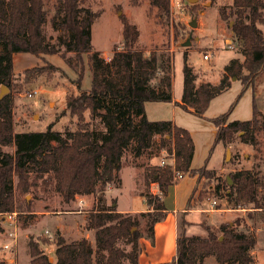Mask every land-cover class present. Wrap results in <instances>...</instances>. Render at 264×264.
<instances>
[{
  "label": "trees",
  "instance_id": "1",
  "mask_svg": "<svg viewBox=\"0 0 264 264\" xmlns=\"http://www.w3.org/2000/svg\"><path fill=\"white\" fill-rule=\"evenodd\" d=\"M81 0H55L51 18L53 26L69 33L63 39L66 52H74L69 62L78 72L80 83L85 74L84 55L91 67V88L67 95V109L77 116L78 129L46 131H15L14 100L7 94L0 100V213L14 212L20 207L15 196L14 176L18 189L28 191L38 179L51 186L66 202L78 195H89L108 186L121 169L123 156L132 147L141 156L154 147L175 153V168L182 173L211 175L207 166H191L195 144L191 132L170 119L150 120L145 104L148 101H173V62L167 50H152L148 54L133 43L139 37L138 28L123 20V47H116L110 59L93 49L91 26L97 13L87 10L81 14ZM159 18L169 15L170 0H151ZM234 11L221 8L223 19L234 16L232 32L242 46L244 59L232 58L224 68L218 83L199 80V74L184 53V86L176 104L185 111L205 117L210 102L231 87L233 79L241 80L243 90L229 110L210 118L216 127V142L226 146L237 138L243 143L257 145L264 133V113L254 101L251 119L229 120L230 113L244 91L254 84L264 68V32L257 25L264 20V0H234ZM49 21L47 0H0V85L11 86L14 79V56L28 52L40 56L57 53L49 46L44 25ZM65 52V53H66ZM65 55V54H64ZM50 67H54L49 65ZM43 68L26 71L27 79L40 74ZM90 111L91 120L85 118ZM103 128L91 125L97 120ZM160 136V142L156 141ZM15 144L9 152L3 146ZM34 174V178L31 175ZM149 182H158L160 193L144 194L152 210L137 214L118 211L116 204L102 206L89 214L88 228L95 231L93 247L87 238L67 241L58 233L56 262L30 241V264H141V239L144 232L154 238V228L166 214L163 197L174 181V168L154 166L147 174ZM233 183L220 180L217 190L226 187V197L235 207L253 204L264 218L260 190L264 179L253 169H238L230 173ZM202 197V193L200 194ZM192 195L188 206L192 207ZM145 219L142 230L141 219ZM238 223L223 222L216 229L206 226V236L189 235L183 230L177 237L176 255L171 261L146 264H204L205 258L215 256L220 264H252L256 236L238 229ZM145 233V234H146ZM221 236L223 237L221 239ZM123 240L130 250L118 245ZM0 264H6L0 260Z\"/></svg>",
  "mask_w": 264,
  "mask_h": 264
},
{
  "label": "rangeland",
  "instance_id": "2",
  "mask_svg": "<svg viewBox=\"0 0 264 264\" xmlns=\"http://www.w3.org/2000/svg\"><path fill=\"white\" fill-rule=\"evenodd\" d=\"M177 2L181 3V8ZM233 3L234 0H197L196 2L170 0L169 15L163 18L158 17L157 8L151 0H81L80 6L83 16L87 10L97 13L91 26L92 45L93 49L106 59H110L114 48L123 47L124 19L139 30L140 35L133 43V48L141 49L147 54L155 49L167 50L172 55L173 62V96L181 99L184 86V53H188V60L198 72L199 80L213 83L220 81L225 65L232 58L244 59L242 46L231 28L235 17L228 16L227 19H223L221 14L222 7H225L228 13L234 11ZM54 5L55 0H47L49 21L44 25V34L47 44L57 48L58 52L44 53L40 56L21 52L14 56V79L7 94H11L14 100L15 131H46L50 125L54 130L65 131L66 128L77 130L78 119L67 109V95L78 94L91 88L92 73L89 56L84 55L85 74L79 83L78 72L67 59L74 58L75 54L72 51L66 52V46L62 41L68 38L69 33L55 28L51 22ZM193 20L196 21L195 26L191 24ZM257 25L264 32V20ZM188 40L190 43L185 44ZM205 55L208 57L206 58ZM34 67L43 68L44 71L27 79L26 71ZM240 81L233 79L232 89L230 87L221 93L213 111L229 110L243 90L242 87L237 92V88H234L233 84ZM253 86L255 94L253 95L252 90H249L246 95L245 90L231 111L229 119H251L254 113L253 99L259 110L264 113V68ZM172 108L171 102L148 101L147 116L150 120L171 117ZM249 109L251 114L247 116ZM182 114L179 121L187 125L190 132L192 129L195 136L194 165L197 167L207 165L209 170H213L211 175L203 177L196 174L201 183L197 191L198 195L195 197V205L221 210L195 211L188 214L180 211L177 226L175 213L169 211L156 223L153 239L144 232L139 262L146 264L171 261L176 253V236L183 230L189 235L206 236V226L216 229L224 219H228L233 224L239 222L238 229L256 236L257 243L252 251L254 255L252 264H264V218H261L263 213L260 211L262 209L254 207L253 204L235 207L226 197V187H222L220 191L216 188L220 180L228 181V177H231L230 173L238 169H253L264 179V133L258 136L257 145L243 143L237 138L235 142L226 146L223 142L215 141V133L205 127V121H202L201 117L198 118L199 116L190 114L184 109ZM85 118L87 121L91 120L89 110L86 111ZM91 125L99 129L103 128L98 119L92 121ZM155 138L160 142V136ZM3 149L13 153L16 146L11 144L3 146ZM165 150L168 151L161 146L154 147L141 156H136L132 147H129L123 156L121 169L108 186L104 189L99 188L89 195H78L70 202H66L50 185L44 186L41 179H38L36 185H32L28 191H21L17 187L18 176H14L15 196L20 207L16 209L14 220L0 214V260L14 261L15 264H30L32 256L29 242L32 240L39 243V248L56 262L58 233L67 241L87 238L95 247V231L87 226L90 212L114 203H118L119 209L144 208L146 203L141 192L143 194L152 192V185L156 183L149 182L147 174L154 166L161 165L164 156L172 165L173 159L164 153ZM33 176L34 174L31 175V180ZM192 182L193 175L185 173L176 184L183 186ZM232 183L233 181L229 184ZM174 185L175 183L170 185L172 186L170 194H173ZM201 193L202 197H200ZM260 195L264 204V189L260 190ZM182 196L180 193V199ZM214 199L217 201L216 204H212ZM169 200L168 198L167 205ZM185 200L186 198L183 201ZM185 219L192 222L185 223ZM141 222L144 230L145 219L142 218ZM46 230L52 235H47ZM10 231L16 234V242L12 245V249L2 250L4 243L11 242L8 236ZM118 245L127 250L131 248V245L123 240H120ZM204 264L220 263L211 255L205 258Z\"/></svg>",
  "mask_w": 264,
  "mask_h": 264
},
{
  "label": "crops",
  "instance_id": "3",
  "mask_svg": "<svg viewBox=\"0 0 264 264\" xmlns=\"http://www.w3.org/2000/svg\"><path fill=\"white\" fill-rule=\"evenodd\" d=\"M238 81H240V80H238ZM235 87L234 88H237V92L240 90V89H242V87H243V84H242V82L240 81V82H236L235 84H233ZM233 87V86H232ZM232 87H231V89H232ZM230 89V88H229ZM228 90V89H227ZM249 90H252V93H253V95L255 94V88H254V86L252 85V86H250V87H248L247 89H246V92H245V94L246 93H248V91ZM247 95V94H246ZM220 97H221V94L220 95H218V96H216L215 98H213V100L210 102V105H209V107L207 108V110H206V112H205V117H201V119H203L202 121H205V127L206 128H210L211 130H212V132H214L215 133V136H216V128H215V125H214V123L210 120V118H213V117H215V116H217V115H219V114H221V113H223V111L221 112H219V110H217V111H213V110H215V107H216V101L218 100V99H220ZM246 97H248V96H246ZM177 101H180V99H176V98H174V96H173V101H171V103H173V108H172V113H171V117H166V118H163V119H170V120H172L175 124H177V125H179V126H181V127H184V128H187L188 129V126L186 127L185 125H183L180 121H179V118H180V116H182L183 114H182V108L179 106V105H177L176 104V102ZM253 102H254V99H253ZM146 106H147V102H146V104H145V108H146ZM238 108V107H237ZM237 108H235V110L237 109ZM253 110V109H252ZM146 113H147V111H146ZM191 114V113H190ZM247 116H248V114H251V112H250V109H249V111L247 110ZM251 116V115H250ZM252 117H253V114H252ZM251 117V118H252ZM198 118H200V117H198ZM230 118V117H229ZM236 118V117H235ZM163 119H158V120H163ZM248 119V118H247ZM152 120H155V119H152ZM229 120H232V119H229ZM191 134L193 135L192 137H193V140L195 141V136H194V133H193V131H192V129H191ZM196 142V141H195ZM229 148V147H228ZM195 152H194V156H193V159H192V164H191V166L193 167V168H200V167H197V166H195L194 165V157H195ZM204 166H207V165H204ZM207 168H208V166H207ZM195 179V180H194ZM176 182L177 181H175L174 183H175V185H174V189H173V194L171 193L170 194V187H172V186H170L169 188H168V191H167V193H166V195L163 197V201H164V204H165V207H166V209H164L165 210V212L166 213H169V211H172V212H174L175 213V224H176V226H177V224H178V219H179V215H178V213L181 211V212H184V213H190V212H195V211H201V212H207V211H219V210H221V209H215V208H202V207H199V206H197L196 207V205H195V202L194 201H196V200H192V204H194L192 207H190L189 208V206H188V198L189 197H191L192 195H194L195 197H197V191L199 190V188H200V183H201V181H199V179H198V177H197V175H193V182L192 183H189V184H185V185H179V184H176ZM155 183H153V185H154ZM153 185H152V187H153ZM180 193H182V197H181V199H180ZM141 194L143 195V200H144V202L146 203V206L144 207V208H138V209H119L118 207H117V209H118V211H120V212H123V213H131V214H137V213H140V212H146V211H148V210H152L151 208H150V206L148 205V203H147V200H146V197H145V195L141 192ZM191 194V195H190ZM166 196H168V198L170 199L169 200V203H168V205H167V197ZM184 198H186V200L185 201H183L184 200ZM190 199V198H189ZM114 204H116V206L118 205V203H114ZM172 204V205H171ZM224 210V209H223ZM223 217H225V215L223 216ZM223 217H222V219H223ZM227 221H229L228 219H224L223 220V222H227ZM184 222L185 223H191L192 221H189V220H187V219H185L184 220ZM222 222V221H221ZM222 222V223H223ZM229 224L230 225H233V222L230 220L229 221ZM185 228V227H184ZM179 235H177L176 236V248H177V237H178ZM175 255H176V253H175ZM140 258V257H139ZM168 262V261H167ZM155 263H162V262H155Z\"/></svg>",
  "mask_w": 264,
  "mask_h": 264
},
{
  "label": "built area",
  "instance_id": "4",
  "mask_svg": "<svg viewBox=\"0 0 264 264\" xmlns=\"http://www.w3.org/2000/svg\"><path fill=\"white\" fill-rule=\"evenodd\" d=\"M177 5L181 8V3L177 2ZM231 47V45H230ZM205 57L207 58L208 55H205ZM164 153H166V155L168 154L170 157H172V165H173V168H174V181H177L179 180L180 178H182L184 176V173H182L181 171L179 170H176L175 168V153L172 152V153H169L168 151H164ZM167 159H166V156L162 157V160H161V165L164 166V165H167ZM169 164V163H168ZM152 193L153 194H158L160 193V185L158 182H156L154 184V187H152ZM216 200L214 199L212 201V204H216ZM2 215H6L10 220H14L15 217H16V214H17V211H14V212H5V213H0ZM45 233H47V235H52L50 233L49 230H46ZM8 236L11 238V242H6L2 245V250L4 249H12V245L15 244L16 242V234L13 232V231H10L8 232ZM6 264H15L14 261H6L4 260Z\"/></svg>",
  "mask_w": 264,
  "mask_h": 264
},
{
  "label": "water",
  "instance_id": "5",
  "mask_svg": "<svg viewBox=\"0 0 264 264\" xmlns=\"http://www.w3.org/2000/svg\"><path fill=\"white\" fill-rule=\"evenodd\" d=\"M188 1L189 2H196L197 0H188ZM191 24L193 26H195L196 25V21L193 20L191 22ZM189 43H190V41L188 40L185 44H189ZM8 91H9V87L7 85L2 84L1 87H0V100H2L7 95ZM227 153H228V156H229V154H230V148H228ZM228 181H229V183L232 182L231 177H228Z\"/></svg>",
  "mask_w": 264,
  "mask_h": 264
}]
</instances>
